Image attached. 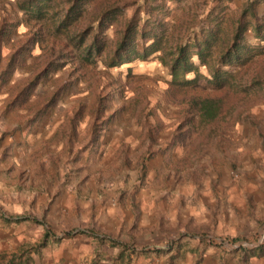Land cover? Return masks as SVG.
<instances>
[{
    "label": "rangeland",
    "instance_id": "1",
    "mask_svg": "<svg viewBox=\"0 0 264 264\" xmlns=\"http://www.w3.org/2000/svg\"><path fill=\"white\" fill-rule=\"evenodd\" d=\"M28 1L0 0V203L24 206L0 264H264V0H85L76 27L100 33L107 14L105 53L132 19L170 55L202 30L220 28L221 45L258 25L240 62L212 58L238 74L223 89L198 56L186 88L160 53L85 61L55 34L72 0L42 20ZM206 99L220 107L212 120Z\"/></svg>",
    "mask_w": 264,
    "mask_h": 264
},
{
    "label": "trees",
    "instance_id": "2",
    "mask_svg": "<svg viewBox=\"0 0 264 264\" xmlns=\"http://www.w3.org/2000/svg\"><path fill=\"white\" fill-rule=\"evenodd\" d=\"M51 1L30 0L28 1V5L23 8L29 10L34 18L42 20L44 14L51 8L49 4ZM70 3V7L66 9L64 14L59 19L53 21L55 34L58 38H65L70 44H73L78 49L81 59L92 62L93 58L99 57L104 53L106 54L105 64L108 68H114L134 60L145 61L150 55L160 53L159 59L170 69L172 85L180 88L191 86L199 77V65H196L194 61V57L196 56L199 57L201 66L209 68L212 76L211 83L216 88L223 89L227 84H231L238 74L214 67L211 63L212 58L213 60H219L223 66H234L236 62H240V60L249 54L250 46L244 42L245 32L250 28L259 31L258 25H254L251 22H240L233 30L231 37L221 42L220 45L219 36L221 29L211 27L202 30L201 33L194 36L177 40L176 44L174 42L170 55L162 47L164 39L162 40L158 35H155V30L151 26L152 24L143 23L140 25L132 19L120 31L121 36L116 43V47L105 53V47L100 41V35L105 32L107 20L110 17L107 14L101 15L100 33L92 25L78 30L79 27L77 28L76 25L79 24L80 26L82 23L85 0H72ZM252 11V17L256 21L258 16L254 10ZM242 19L241 21H243ZM4 27L5 24L0 32V42L3 37L2 31ZM153 39L154 41L147 45ZM168 43L169 45L171 44L170 41ZM192 73H195L197 76L194 79L188 78ZM32 85L34 84L32 83ZM202 111L205 120H212L218 115L220 107L215 100L206 99L202 103Z\"/></svg>",
    "mask_w": 264,
    "mask_h": 264
},
{
    "label": "crops",
    "instance_id": "3",
    "mask_svg": "<svg viewBox=\"0 0 264 264\" xmlns=\"http://www.w3.org/2000/svg\"><path fill=\"white\" fill-rule=\"evenodd\" d=\"M23 207L20 204L8 205V204H4L3 202L0 203V250L3 248V246H6L7 244L6 243L7 240H5L4 238L11 237L15 232L14 230L9 228L12 227L13 224L8 222L9 220L11 221L13 217L10 219H8V217L21 214L24 211ZM12 228L14 229V227ZM13 239L15 241V244L20 243L19 245H21L25 242V240L21 236L19 237L13 236ZM36 264H37V260H36Z\"/></svg>",
    "mask_w": 264,
    "mask_h": 264
}]
</instances>
